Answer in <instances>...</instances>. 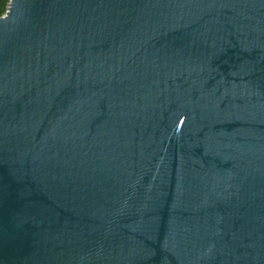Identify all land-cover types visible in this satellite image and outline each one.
I'll return each mask as SVG.
<instances>
[{
	"label": "water",
	"instance_id": "95a60500",
	"mask_svg": "<svg viewBox=\"0 0 264 264\" xmlns=\"http://www.w3.org/2000/svg\"><path fill=\"white\" fill-rule=\"evenodd\" d=\"M0 264H264V0H11Z\"/></svg>",
	"mask_w": 264,
	"mask_h": 264
},
{
	"label": "trees",
	"instance_id": "16d2710c",
	"mask_svg": "<svg viewBox=\"0 0 264 264\" xmlns=\"http://www.w3.org/2000/svg\"><path fill=\"white\" fill-rule=\"evenodd\" d=\"M11 0H0V16H2L6 10H8Z\"/></svg>",
	"mask_w": 264,
	"mask_h": 264
},
{
	"label": "rangeland",
	"instance_id": "374dc122",
	"mask_svg": "<svg viewBox=\"0 0 264 264\" xmlns=\"http://www.w3.org/2000/svg\"><path fill=\"white\" fill-rule=\"evenodd\" d=\"M7 11V10H6ZM6 13V12H5ZM5 13L2 15V16H4L5 15Z\"/></svg>",
	"mask_w": 264,
	"mask_h": 264
}]
</instances>
